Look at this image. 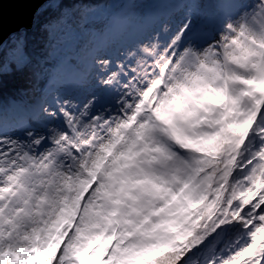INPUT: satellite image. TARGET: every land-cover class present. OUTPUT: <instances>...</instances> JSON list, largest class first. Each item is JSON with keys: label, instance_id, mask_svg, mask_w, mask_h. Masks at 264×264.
I'll use <instances>...</instances> for the list:
<instances>
[{"label": "snow or ice", "instance_id": "obj_1", "mask_svg": "<svg viewBox=\"0 0 264 264\" xmlns=\"http://www.w3.org/2000/svg\"><path fill=\"white\" fill-rule=\"evenodd\" d=\"M0 264H264V0H0Z\"/></svg>", "mask_w": 264, "mask_h": 264}, {"label": "water", "instance_id": "obj_2", "mask_svg": "<svg viewBox=\"0 0 264 264\" xmlns=\"http://www.w3.org/2000/svg\"><path fill=\"white\" fill-rule=\"evenodd\" d=\"M5 10L10 11V6L8 4H5Z\"/></svg>", "mask_w": 264, "mask_h": 264}]
</instances>
